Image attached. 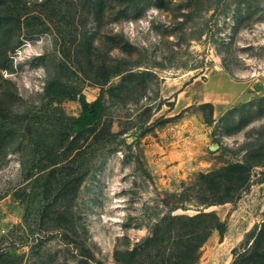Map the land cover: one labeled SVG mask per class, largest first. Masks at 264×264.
Here are the masks:
<instances>
[{"label":"rangeland","instance_id":"rangeland-1","mask_svg":"<svg viewBox=\"0 0 264 264\" xmlns=\"http://www.w3.org/2000/svg\"><path fill=\"white\" fill-rule=\"evenodd\" d=\"M263 61L264 0H0V264H167L177 239L140 250L184 190L171 215L223 227L195 264H233L264 226ZM108 79L101 124L74 130ZM247 154L261 165L226 192ZM219 195L237 199L195 204Z\"/></svg>","mask_w":264,"mask_h":264},{"label":"trees","instance_id":"trees-1","mask_svg":"<svg viewBox=\"0 0 264 264\" xmlns=\"http://www.w3.org/2000/svg\"><path fill=\"white\" fill-rule=\"evenodd\" d=\"M87 1L89 2L92 11L103 13L104 11H107V8H109L112 3L124 5L133 0ZM117 75H122L120 81L112 83L107 89L109 92L114 90L122 92L126 88V85H128L127 82L132 78L137 77V73L125 70L116 72L114 76ZM109 80L111 79L106 80L104 84L102 83V85H100V93L92 102H88L82 94L78 95L76 101L79 105V114L72 122V128L74 130L78 132L88 131L98 128L101 124L106 112V99L102 86L108 83ZM60 87H62V85L60 81L56 79L49 83L45 88V91L53 93ZM259 129L264 131V126H261ZM256 146L252 148L254 149ZM259 165H261V163H255L252 155L247 154L242 164H236L234 166L238 171L233 170L228 174L226 182H228L229 187H227L226 192L231 191L232 186H241L240 181L242 180L241 178H243V169L244 171L246 169V175H248L251 168ZM206 178L210 179V177ZM213 183H215V181L211 180L209 185H216ZM217 184L221 185L219 182ZM169 197L173 198L174 201H169V203L165 204L168 214L167 217L152 226L150 233L151 236L144 240L143 249L140 250V253L145 251L150 254L154 249L162 250L161 248L165 250L166 247L171 244V240L175 241V239H177L179 247L174 253L169 254L167 264H195L199 259V249L207 240L211 232L213 230H219L222 232L223 227L213 212H199L194 216L171 215V213L177 209H186V204L191 200L189 190H184L179 194H173ZM236 199L237 197L227 195L217 197L214 200L195 201V204L209 207L216 204L231 203ZM254 237L251 246L244 253L238 255L233 264H242V261H246L248 264H264V253H262V255H257L256 252V250L263 244L264 226ZM251 238L252 236H249L247 242H249ZM140 246L142 247L141 244ZM136 252L138 253V250Z\"/></svg>","mask_w":264,"mask_h":264},{"label":"built area","instance_id":"built-area-1","mask_svg":"<svg viewBox=\"0 0 264 264\" xmlns=\"http://www.w3.org/2000/svg\"><path fill=\"white\" fill-rule=\"evenodd\" d=\"M249 82L264 90V61L252 68L249 75Z\"/></svg>","mask_w":264,"mask_h":264}]
</instances>
